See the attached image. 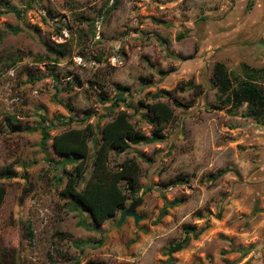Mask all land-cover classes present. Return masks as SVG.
<instances>
[{
  "label": "rangeland",
  "instance_id": "374dc122",
  "mask_svg": "<svg viewBox=\"0 0 264 264\" xmlns=\"http://www.w3.org/2000/svg\"><path fill=\"white\" fill-rule=\"evenodd\" d=\"M0 2L20 13L0 16L1 264H264V118H247L246 105L232 109L215 85L217 63L236 91L243 65L264 70L257 50L264 41L251 40L245 26L256 0ZM114 82L130 90L112 111L101 96L115 98ZM255 84L264 95V74ZM157 101L175 109L164 139L111 155L113 166L127 158L140 164L138 191L124 210L141 199L140 220L127 216L119 225L122 211L97 227L61 199L67 178L53 138L103 128L119 111L151 137L140 103ZM93 154L91 141L86 181ZM188 227L201 236L166 256Z\"/></svg>",
  "mask_w": 264,
  "mask_h": 264
},
{
  "label": "trees",
  "instance_id": "16d2710c",
  "mask_svg": "<svg viewBox=\"0 0 264 264\" xmlns=\"http://www.w3.org/2000/svg\"><path fill=\"white\" fill-rule=\"evenodd\" d=\"M11 12L16 13L18 17L20 16L15 8H10L0 2V16ZM18 31L12 30L14 33ZM181 38L182 36L179 37V39ZM2 40L3 35L0 34V43ZM50 52L53 53L52 50ZM62 55L65 54L62 53ZM242 67L245 78L242 80L239 90L231 89V81L225 76L222 70L223 66L219 63L215 65V85L220 95L226 97L228 105L232 109H239L246 105L247 115L245 114V116L261 123L264 118V95L255 86V82L260 74H264V70L253 69L247 65ZM112 85L116 91L115 98L109 99L106 95H102L101 98L104 102H111L112 111H114L119 108L120 104L126 103L125 94L130 89L115 82ZM153 96L154 100L162 98L160 93ZM173 104L176 108L186 107L178 100H174ZM140 105L141 109L146 110L142 118L150 127L154 128L151 137L146 136L137 126H134L127 112L119 111L116 116H113V113L108 114L107 117L111 120L103 128L98 126L96 128L88 124L83 129H69L53 138L52 149L56 156L63 159L55 162V164L63 167L64 177L67 178L65 186L60 192L61 199L68 202L72 211L90 215L97 227L104 225L126 209L129 194L134 196L137 193V187L142 177V170L136 158H127L113 166L111 165L112 153L121 155L128 151L131 146L149 145L164 139L162 131L174 119L175 109L167 103L157 101L152 104H145L141 102ZM127 106L132 108L130 104ZM69 121L72 123L74 119L71 118ZM49 129L47 127L42 128V147L45 148V151L49 141ZM91 141L94 144L92 174L86 181ZM70 165H74V167L67 171L65 167ZM230 171L229 168L220 170L216 175H212V179L218 180ZM84 183H86L85 186L80 188ZM5 196L6 189L0 186V209ZM141 201V199L133 198L130 208H137ZM181 203L179 200L166 206L162 210L161 216L167 215V208H174ZM92 227L94 226L92 225ZM29 234L32 236L31 232ZM201 234L202 231L195 232L193 227L186 228L185 236L178 242L171 244L165 255L171 257L182 252L192 240H197ZM4 257L5 252L0 247V264ZM89 264L103 263L90 262Z\"/></svg>",
  "mask_w": 264,
  "mask_h": 264
},
{
  "label": "crops",
  "instance_id": "0c3cea01",
  "mask_svg": "<svg viewBox=\"0 0 264 264\" xmlns=\"http://www.w3.org/2000/svg\"><path fill=\"white\" fill-rule=\"evenodd\" d=\"M247 2L248 0H239V2ZM242 4V5H244ZM239 13H243L242 11ZM250 16L252 15V17L249 16L248 19V24L246 23V30H250V34L248 35L249 38L252 39H256L255 35L259 36V43L261 44V41H264V0H256L253 9L250 12ZM258 26V27H257ZM261 28V30H260ZM258 31V32H257ZM252 32V33H251ZM261 48V47H260ZM257 49V48H255ZM258 51H264V47L261 48L260 50L257 49ZM260 65H258V67L264 68V56L262 61L259 62ZM252 67V66H250ZM254 68V67H253ZM256 69V67H255Z\"/></svg>",
  "mask_w": 264,
  "mask_h": 264
},
{
  "label": "water",
  "instance_id": "95a60500",
  "mask_svg": "<svg viewBox=\"0 0 264 264\" xmlns=\"http://www.w3.org/2000/svg\"><path fill=\"white\" fill-rule=\"evenodd\" d=\"M127 216L134 217V219L136 220V222H138L140 220L139 219L140 217L137 215V212H136V207H131L129 210H126V211L123 212L121 221L119 222V225L122 224V222L124 220L123 218H125Z\"/></svg>",
  "mask_w": 264,
  "mask_h": 264
}]
</instances>
